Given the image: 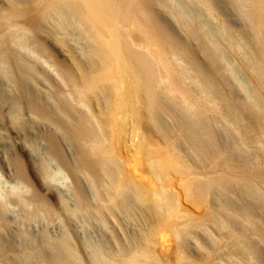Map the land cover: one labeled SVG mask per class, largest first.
Here are the masks:
<instances>
[{
  "label": "bare ground",
  "instance_id": "6f19581e",
  "mask_svg": "<svg viewBox=\"0 0 264 264\" xmlns=\"http://www.w3.org/2000/svg\"><path fill=\"white\" fill-rule=\"evenodd\" d=\"M34 1L0 8V133L34 123L0 159V264H264L263 152L252 147L264 144V104L257 89L241 102L225 89L210 46L222 48L178 15L210 61L198 62L154 13L173 12L165 0ZM189 1L222 21L226 48L264 91V0ZM226 2L248 27L232 25ZM44 22L57 41L78 29L86 53L56 61L36 34ZM32 45L58 85L11 51ZM62 216L73 224L60 235L33 225ZM80 224L94 228L87 240Z\"/></svg>",
  "mask_w": 264,
  "mask_h": 264
},
{
  "label": "rangeland",
  "instance_id": "374dc122",
  "mask_svg": "<svg viewBox=\"0 0 264 264\" xmlns=\"http://www.w3.org/2000/svg\"><path fill=\"white\" fill-rule=\"evenodd\" d=\"M33 1L34 0H19V2H21L23 4H27L28 6L31 4L33 5L34 4ZM165 1H167L169 6L172 7L173 12L167 11L165 9L163 10L162 7L160 8L159 5L154 4V5H152L154 13L158 14V16L160 18H162L165 25L167 27H169L171 29V31L176 36L182 38V40H184L188 44V46L191 48V50L195 53V57H196L197 61L200 62L201 64H206L207 66H209V63H210V61H208V57L206 56L207 53L204 54L203 51H201V49L199 47V42L195 41V40H189L188 39V36H187L184 28H182L180 25V21H179L180 18L178 19V15H181L182 19H184L186 21H190L193 26H197V27H198V25L201 26L199 28H201L203 32L209 34V36L212 38V40L216 43V46H218V48H220V49L222 48L220 50L221 52H218L214 46H210L211 50L214 51L217 55V58H218L217 61L220 60L219 63L221 65L222 69L225 70V72H226V74H224V77L222 76V74L218 76L219 81L224 84L225 89L230 90L229 92H234L233 97L236 100L238 99L240 102L245 101V100L250 101V99H247V98L250 97V94L253 90L257 89L256 92L257 93L259 92L258 95L261 96L259 98L263 99V104H264V91L262 89H260L259 87H257V84L255 83V81L251 77L248 70L241 64L240 60L235 55V53L233 51L229 50L228 48H226L227 47L226 43L224 42V40L220 36V34H218L220 32V24L222 21L220 19L219 20L208 19V17H206V15L202 11V9H200L198 6H196L195 4L190 2L189 0H165ZM226 4H227V6H226ZM226 4L224 6V11L226 13L228 20L232 23V25L235 26L237 29H242L244 27H248V25H247L248 23L246 22L245 17L240 12L234 10V8H232L230 6V4H228V2H226ZM6 7H7V0H0V8L4 9ZM183 12L185 14H183ZM189 18H193V19H189ZM52 27H53V25H50L48 22L41 23L40 30H38V32H36V34L38 35V38L43 39L42 41L45 42V46L48 49L49 53L51 54L50 56L51 57L53 56V58L56 61L68 64L70 57H71V54L81 56V55H83L82 52H85L87 50L86 45H84V43H85L84 39L80 35L78 29H76L74 27H70V28L68 27L67 29L59 28L58 30L53 32L55 34V36L58 38V41H57L56 39L52 38L49 34L45 33V31L46 32H49V31L52 32L54 29ZM34 46H36V45H32L30 47L32 49H30L28 51H24V50H21L19 47L12 46L11 51L15 52V53L19 52L20 54L24 55L25 59L28 62H30L36 68L37 71L39 70L38 72L45 70L46 74L49 73V75H51L54 78V84L58 85V83H60L59 78L56 76V73L54 71V67L51 66V63H50L51 59H49V57H47V56H41L40 54L34 52L36 50V48ZM0 48H1V44H0ZM223 70H222V72H223ZM43 74L44 73H42V74L40 73L39 76H42ZM42 80H43V78H42ZM0 82H1V85L5 84V81H3V78L0 79ZM187 84L189 85L188 81H187ZM32 86L33 87L35 86V82H34V84L32 83ZM39 87L41 88L42 92L48 91V89L45 90L46 88H44L42 86H39ZM13 89H15V88H13ZM5 90L9 95H10V93H13V91H14V90L12 91L11 87L7 89V86H6ZM15 91H16V89H15ZM251 103L255 104V102H251ZM255 111L260 116H262V117L264 116V106L261 109L255 108ZM34 122H35V120H34ZM24 124L25 125L23 127V130H21V127L16 126L15 132L11 131L12 133H10V132L0 133V151H1L0 152V159H2L3 161H5L4 153L6 151H8L10 154L16 153V148H17L16 143L18 141L17 137L19 136L17 134L22 133L24 136V129H27L31 132L32 127H34L33 121H31V122L25 121ZM240 126L243 130H245V128H247V126H248V121L245 120V121L241 122ZM247 137L250 139L256 138V133L255 132H249V133H247ZM24 138H25V136H24ZM2 141H4L3 144H6V148L2 147V145H3L1 143ZM67 142L68 141L66 139L63 140L64 148H65L66 152L69 155H71L72 150L69 148ZM22 145L25 146V142H23ZM252 147L254 149V152H256V151L258 152V150H260L261 152H259V153H262V152L264 153V144L259 145V144L253 143ZM34 149L35 148H32V146L31 147L27 146L23 151H21V154L24 155L25 159L32 161L33 159H32L31 154L35 155V153L33 152ZM263 153H262V159L264 162V154ZM256 181L259 182L260 180L256 179ZM36 219H39L41 223L39 222V220H36ZM36 219H35L36 221H34L35 224L33 222V225H35L36 230H39V231H42V230L45 231L47 229L51 230V231L55 230V233L57 232L58 234L59 233L61 234L64 232V229L67 227L68 223L73 224L72 219H70L68 216L67 217L62 216L61 218L56 217L52 223L47 222L42 218H36ZM55 223L58 224V227L55 225ZM37 224H39L38 227H37ZM50 225L52 226V228ZM48 226H50V227H48ZM79 226H80L79 227L80 230L78 229L79 231L78 230L77 231L79 232L78 236L80 237V239L82 238L83 240H87V237L89 236L88 234L90 233V231L94 232L93 226L92 227H90V226L84 227V225H81V224ZM59 227L61 229H59ZM84 228H87V229L84 230ZM56 230H58V231H56ZM85 233H86V235H85ZM82 239H81V241H82ZM258 258L260 259L261 262L264 263V248L262 250L261 256H258Z\"/></svg>",
  "mask_w": 264,
  "mask_h": 264
}]
</instances>
